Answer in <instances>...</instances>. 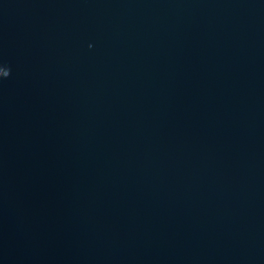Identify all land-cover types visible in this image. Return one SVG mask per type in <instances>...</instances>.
I'll use <instances>...</instances> for the list:
<instances>
[{"label":"water","instance_id":"95a60500","mask_svg":"<svg viewBox=\"0 0 264 264\" xmlns=\"http://www.w3.org/2000/svg\"><path fill=\"white\" fill-rule=\"evenodd\" d=\"M0 264H264V0H0Z\"/></svg>","mask_w":264,"mask_h":264},{"label":"clouds","instance_id":"9594fccd","mask_svg":"<svg viewBox=\"0 0 264 264\" xmlns=\"http://www.w3.org/2000/svg\"><path fill=\"white\" fill-rule=\"evenodd\" d=\"M11 75L10 68L0 67V78H8Z\"/></svg>","mask_w":264,"mask_h":264}]
</instances>
